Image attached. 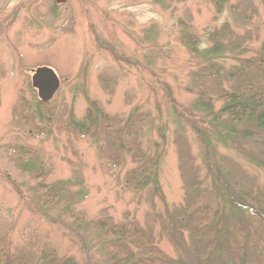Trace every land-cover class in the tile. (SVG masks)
Returning a JSON list of instances; mask_svg holds the SVG:
<instances>
[{"label": "rangeland", "instance_id": "obj_1", "mask_svg": "<svg viewBox=\"0 0 264 264\" xmlns=\"http://www.w3.org/2000/svg\"><path fill=\"white\" fill-rule=\"evenodd\" d=\"M2 2L0 238L11 250L25 246L31 236L46 239L61 259L109 264L105 239L92 223L111 217L117 224H139L157 247L178 258L166 227L170 213L182 209L196 193L189 184L191 169L181 158L188 146L197 182L210 192L208 204L216 221L226 222L235 240L242 228L248 246L244 264H264L256 259L264 255V217L241 197V190L252 197L264 195V131L246 124L231 126L226 117L220 122L216 113L223 102L216 101V112L209 115L196 106L197 93L191 88L194 74L209 64L204 52L214 43L213 34L225 25L233 34L225 41L242 39L245 51L228 44L220 57L212 58L221 67L227 89L230 70L241 64L236 57L264 54V0H72L73 7H64L52 20L45 0ZM34 4L38 11L31 12L35 21L28 26L25 9ZM38 66L52 68L61 78L53 122L44 131L39 118L32 128L21 118L22 113L38 114L42 102L32 85ZM95 106L116 119L110 129L136 117L145 119L138 148L146 157L160 155L154 182L136 188L129 173L141 160L135 161L133 152L107 155L106 133H92L88 124L72 127ZM226 119L228 126L222 124ZM247 131L251 134L243 136ZM227 138L230 143L223 142ZM17 139L41 161L42 183L66 181L70 191L83 197L65 205L44 203L9 161ZM64 208L83 216V224L61 219ZM184 236L194 252L191 229ZM220 255L216 264H235L231 250Z\"/></svg>", "mask_w": 264, "mask_h": 264}, {"label": "trees", "instance_id": "obj_2", "mask_svg": "<svg viewBox=\"0 0 264 264\" xmlns=\"http://www.w3.org/2000/svg\"><path fill=\"white\" fill-rule=\"evenodd\" d=\"M213 1L218 3L219 0ZM230 31L229 26L225 25L214 33L212 38L214 43L204 52L209 64L194 74L191 88L194 89L193 92L197 93L195 104L201 110L214 116L215 102L222 101L223 105L216 113V118L220 122L219 118L226 117L231 126L246 124L255 127L258 131H264V54L252 59L236 57L241 60V64L234 65L227 76L231 82L229 89L223 83L220 65L212 59L220 57L228 48V44L232 49L240 47V53L245 52L242 46L244 40L229 43L225 41L226 37H230V35L233 37V34L229 35ZM185 43L191 44L190 41ZM55 104H57L56 98L49 102H39L37 105L38 114L32 113L26 116L22 113L21 118L25 125L31 128L36 125V118H39L43 123L44 131L53 122L55 112L53 105ZM17 111L18 109H16ZM93 111L88 110L82 123L74 120L72 127L82 129L88 124L92 133L101 129L107 134L108 150L107 153L105 152L107 155L119 154V151L133 152L135 161L141 160L138 167L129 173L130 180L135 183L136 188H143V186L154 182L160 155L146 157L145 152L138 148L140 125L145 119L142 116L136 117L134 120H126L125 124L119 122L118 128L110 129V125L117 123L116 119L111 120L96 106ZM227 119L222 123H225L224 126L229 125ZM247 132H243V136L251 134V131ZM17 140L18 142L16 141L11 148L9 161L24 175V179L44 203L65 205L66 202L69 204L83 197L81 193L70 191L66 181H58L48 186L42 183L45 173L41 161L37 155L25 147L22 140ZM233 141L235 140L233 139ZM223 142L230 143L231 140L227 138ZM188 152L189 147L186 146L182 150L181 158L184 167L191 169L189 184L191 189L196 190V193L182 209L170 213V227H166L168 238L180 253L179 257H171L160 247H157L152 234L139 224L136 223L133 226L126 223L117 224L113 218L105 217L93 222L92 225L100 237L105 239L104 249L109 264H216V261H221L222 255L229 253L230 250L234 255L235 264H244L248 258L246 235L240 227L238 230L240 237L235 240L228 232L229 229L225 228L226 222L218 223L216 221L214 209L208 204L210 192L206 187L202 188L200 182H197V169L193 167V160L188 156ZM156 191L161 192L158 186ZM241 192V197L255 206L264 217V195L252 197L244 190ZM66 211L61 212V219L83 224L85 220L83 216L81 218L69 210ZM220 217L226 219L224 214ZM235 225V230H237V225L240 223L236 222ZM187 228L191 229L194 237V249L196 250L191 252L192 254L184 236V231ZM35 238L29 236L25 246L16 249L15 252L11 250L8 241L0 238V264H78L73 259L59 258L56 249L46 239ZM108 239H110V243H107ZM234 251L240 253L237 254ZM219 252L222 258H218ZM256 259L264 261V255H257ZM222 264L229 263L227 261Z\"/></svg>", "mask_w": 264, "mask_h": 264}, {"label": "water", "instance_id": "obj_3", "mask_svg": "<svg viewBox=\"0 0 264 264\" xmlns=\"http://www.w3.org/2000/svg\"><path fill=\"white\" fill-rule=\"evenodd\" d=\"M32 85L42 102L51 101L61 86V78L50 67L40 66L34 70Z\"/></svg>", "mask_w": 264, "mask_h": 264}, {"label": "flooded vegetation", "instance_id": "obj_4", "mask_svg": "<svg viewBox=\"0 0 264 264\" xmlns=\"http://www.w3.org/2000/svg\"><path fill=\"white\" fill-rule=\"evenodd\" d=\"M45 1H46L45 8L47 9V12L50 13L49 16L50 17L52 16L51 20L55 19V18H58V16L60 15L61 11H63L64 7H65V9H67L69 7H73L72 0H45ZM81 1L83 3H85L86 0H81ZM3 5H4V3L2 2V4H0V8H3L4 7ZM86 10L87 11H86L85 14H87L89 16L90 15V11L88 9H86ZM35 11H38V8H37V6H35V4L31 5L30 7H27L25 9V13L27 14V17L23 21L26 22L28 26H29V24H31V23H33L35 21L33 19V17H30L31 12H35ZM75 20H76V17H75ZM88 20H89V18H88ZM38 67H40V66H38Z\"/></svg>", "mask_w": 264, "mask_h": 264}]
</instances>
